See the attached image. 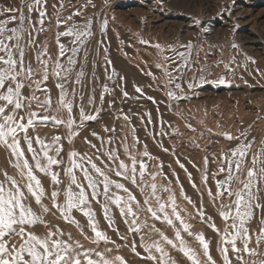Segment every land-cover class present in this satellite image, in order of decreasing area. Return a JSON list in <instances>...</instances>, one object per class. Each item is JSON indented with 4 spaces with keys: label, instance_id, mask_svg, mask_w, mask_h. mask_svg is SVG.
Instances as JSON below:
<instances>
[{
    "label": "snow or ice",
    "instance_id": "1",
    "mask_svg": "<svg viewBox=\"0 0 264 264\" xmlns=\"http://www.w3.org/2000/svg\"><path fill=\"white\" fill-rule=\"evenodd\" d=\"M160 2L164 4L166 0ZM109 5L110 0H100L99 5L96 0H19L18 5L0 4V151L6 154V166L0 167V264H127L119 255L109 258L106 253H111V248L104 251L85 248L70 232H65L48 219L49 216L59 217L65 223L75 225L81 235L97 247L101 242L115 245L116 242L100 228L93 205L100 206L108 227L119 235L112 216V206H115L124 217L125 224H129L131 218L128 231L138 232L139 228L132 227L137 219L133 204L139 205L140 201L124 182L113 179V175L130 181L141 193L150 188L151 196L158 203L156 209L147 207L152 217L170 226H175V220L184 232L192 235L189 231L191 225L178 211L171 189L163 187V191L169 193L168 202H160L156 174H151L153 182L147 184L144 180L147 166L143 160L138 161L135 155L129 154V165L120 159L117 149H105V144L112 143L111 137L105 141L97 132L91 131V136L100 141L99 147L86 136L84 142L94 151L90 154L72 150L65 158L64 141L71 144L87 122L98 121L106 95H112L117 88L123 97L129 95L122 83L117 82V78L121 82L125 78L113 68V62L107 55L108 47L103 45V41H96L97 47L92 48L96 20L100 19L101 34L107 32L109 25V18L103 13L98 17L97 12ZM88 9L95 11L88 14ZM53 23L56 28L55 56L49 45L39 39L42 33L53 27ZM195 23L200 25L201 20L196 18ZM202 31L207 33L209 29L204 27ZM141 43L147 44L148 41ZM155 47L162 56V62L156 68L162 69L168 77V84L174 86V90L166 92L169 100L189 99L188 92L194 95L199 84L208 83L207 60L201 65L199 52L194 54V50L201 48L200 44L189 40L179 45L185 51L169 45L167 50L172 55H166L159 44ZM232 47L238 48V45L234 43ZM101 49L105 54V80L111 81L113 87L100 83L96 72ZM246 59L256 64L254 57L247 56ZM232 63H235V57L224 67L231 70ZM193 70L198 75L187 79L188 72ZM255 71L264 77L259 68ZM147 75H152V72ZM178 80H185L188 92ZM215 82L225 84L227 81L221 77ZM134 87L137 93L143 94L141 87ZM149 99L157 103L152 97ZM114 103V99L108 101V107ZM146 116L147 122L152 123L151 114ZM124 119L129 120V116L125 114ZM41 126L57 129L63 126L66 133L50 138L41 136L37 131ZM188 127L192 126L189 124ZM250 130L251 125L247 130H239L237 135L222 133L230 147L222 150L219 156L204 157L201 183L211 203L218 209L224 227L219 228L213 217L206 214L203 203L196 207L185 196L188 203L196 207L201 222H210L209 226L217 234L215 251L219 258L214 257L211 241L202 233L195 239L202 248L203 259L186 245L181 229L175 231V239L155 229L163 244L154 242L145 246L143 258L146 261L151 264H178L166 250L165 246H171L191 264H264V251L261 250L264 248V138L257 144L256 137H250ZM104 131L114 132L115 128L105 127ZM146 149L145 145L143 156H149ZM216 160L220 162L218 168L210 171L209 163ZM177 163L185 169L179 159ZM61 172L68 178L66 185ZM188 176L192 187L199 191L191 173ZM43 178L50 180L47 187L42 182ZM210 181L214 182V189L209 186ZM120 192L125 195H120ZM225 197L228 198L227 203L223 202ZM143 204L149 205V200L145 199ZM74 212L86 218V227L93 235L87 234ZM120 239L124 240L126 236L121 235ZM132 250L141 255L136 252L135 242Z\"/></svg>",
    "mask_w": 264,
    "mask_h": 264
},
{
    "label": "rangeland",
    "instance_id": "2",
    "mask_svg": "<svg viewBox=\"0 0 264 264\" xmlns=\"http://www.w3.org/2000/svg\"><path fill=\"white\" fill-rule=\"evenodd\" d=\"M18 3L19 0H0V4L5 5ZM96 3L99 5L100 0H96ZM93 11L95 10L88 9V14ZM100 13L109 18L108 30L105 34L100 33L98 18L94 24L96 35L92 40V48L97 47L96 41H103V45L108 47L107 55L113 62V68L125 78L122 82L117 78V82L122 83L123 89L129 95L127 98L123 97L118 88L112 95H106L98 121L87 122L71 144L64 141L65 158L73 143L80 147L86 146L87 150L81 152L91 154L94 151L84 142L86 136L99 147L100 141L91 136V131H95L105 141L111 137L112 143L105 144V149H117L120 159H124L125 163L131 164L129 154L135 155L138 161L143 160L147 166L144 177L149 178L151 174H156L157 185V181L169 182L179 195H185L184 191L187 189L184 184L197 192L189 181L188 174L191 173L192 180L200 187L198 192L207 198L201 183L204 157L211 158L213 154L219 156L222 150L230 147V142L221 134L231 132L237 135L239 130H247L251 125L250 137H256L257 144L264 138V77L255 71L259 68L264 72V0H166L164 4L160 0H110L109 7L101 8L97 12L98 17ZM196 18L201 20L200 25L195 23ZM204 27L209 32L204 33ZM55 33L53 23V27L39 37L40 41L49 45L53 56L57 52ZM189 40L201 45L200 49L194 50V54L199 52L201 65L207 60L206 72L210 73L207 75L208 83L199 84L193 95L188 92L185 80H178L190 98L171 101L166 92L174 90V86L168 84V77L163 70L156 68L162 62V56L155 46L161 45L166 55H172L167 50L169 45L185 51L179 45L186 44ZM234 43L238 48L232 47ZM104 55L101 49L97 56L96 72L100 83H108L113 87L111 81L105 80ZM247 56L254 57L256 64L248 61ZM233 57L235 63L228 70L224 65ZM148 72H152V75H147ZM194 75H198L195 70L188 72L187 79ZM221 77L227 81L225 84L215 82ZM49 86L52 87L51 83ZM134 86L141 87L143 94L137 93ZM99 91L98 88L97 97ZM53 96L55 98V90ZM149 97L157 103H153ZM113 99L115 103L109 108L108 101ZM148 113L152 119L150 124L147 122ZM125 114L129 116L127 121L124 119ZM189 124L191 128L188 127ZM105 127L115 128V131L106 132ZM37 130L41 136L49 138L66 133L63 126L58 129L41 126ZM145 145L149 156L142 155ZM125 148L128 149L127 152ZM165 148L168 149L167 152L164 151ZM178 159L187 171L180 168ZM219 163V160L210 162L209 170L215 171ZM61 176L66 185L68 178L63 176V172ZM146 178L145 182L150 185L153 181ZM43 179L48 186L50 180ZM125 183L133 187L140 199H146L130 181ZM210 183L209 186L214 189V182ZM185 196H182L186 201L184 209L192 216L197 213L196 207L200 202L197 203L189 197L195 202L194 207ZM137 200L140 201L138 197ZM223 202L227 203L228 198L225 197ZM204 208L207 209V206ZM146 214V217L137 216L136 226L153 222L151 213ZM72 226L80 233L75 225ZM261 250L264 251L263 248Z\"/></svg>",
    "mask_w": 264,
    "mask_h": 264
},
{
    "label": "bare ground",
    "instance_id": "3",
    "mask_svg": "<svg viewBox=\"0 0 264 264\" xmlns=\"http://www.w3.org/2000/svg\"><path fill=\"white\" fill-rule=\"evenodd\" d=\"M72 150H76V151L81 152V151H85L87 149H86L85 145L80 147L76 143H73L72 145H70V151H72ZM5 156H6V154L3 151H0V167L6 166ZM189 166L191 167V165H189ZM178 174H180V173H178ZM180 177H182V176H180ZM144 178H146V177H144ZM149 178H151V177H149ZM149 178H146V179H149ZM113 179L119 180V178H115V177ZM177 179H179V178H177ZM42 182L45 184V186H47L45 179H42ZM120 182L125 183L127 181H123L120 179ZM157 182L159 183L157 185V188H158L157 195L161 198L160 202H168L167 198L169 196V193L164 192L163 187L164 186L169 187L171 189L172 194H174V196H175L178 211L181 212V215L184 218L185 222L188 223L189 225H191V228L189 229V231L192 232L191 236H189L186 232H184L182 230V226H180L179 223L176 222L175 220H174L175 226H170L166 222L156 220L155 218L153 219V222H151V223L145 222L144 224H141L138 226H136V225L132 226V227L139 228V231L135 232V233L130 232V231H128V228H129V224L131 222V218H129V224H125L124 223V217H122L120 215L119 209L116 208L115 206H112V216L115 220V227L119 229V235H118L116 232L113 231L112 228L108 227L107 221H105L103 218V211L101 210V208H99L97 205L94 204L93 207L96 210V219L99 221L100 228L106 232V234L110 237L111 240L116 242L115 245L110 244V243L105 244L104 242H101L100 245L97 247L96 244H93L89 239H85V237L83 235H81V233H78V231L75 229L74 226H72L68 223H65L59 217L52 218L51 216H49L48 219H51L53 221V223L58 224L65 232H70L72 234L73 238L76 240H79L80 243L83 244L85 248H96L98 251H104L105 248H111L112 252L106 253V255L109 258H112L116 255H119V256L123 257L125 261H127V264H151L150 261H146L143 258L146 255V253L144 252V247L147 245H150L154 242H160L163 244V241L161 240L159 232L155 231V229H159L160 232H163L170 239H175V231L177 229H181V234H182V236L186 242V245L188 247L192 248L201 257V259H203L202 248L199 245V242L195 239V236L202 233L205 235V238L207 240L211 241L210 247L212 249V254L214 255V257L219 258L218 252L215 251V246H216V243L218 241L217 234L213 232V230L209 226L208 222H201L200 217L197 215V213L196 214L194 213L192 216L188 215V213L186 212V210L184 209V206H183L184 204L186 205V201H184L182 196L186 195L187 197H190L195 202H197V203L200 202V203H203L204 206H207V209H205L206 208L205 207L204 211L206 212L207 215L212 216L216 225L222 229L224 227V222L219 218L218 209L213 206L210 198L209 197L205 198V196H203L201 198V192H198V191L195 192L194 190H192V188H190V186H188L186 184H184L185 188L187 189L186 191H184L185 195H182V194L179 195V193H177L175 191V189L173 188V185L170 184L169 182H159V181H157ZM65 184H67V183H65ZM210 185H211V183H210ZM126 187H128L133 192L134 195H137V193L132 189L133 187L130 184H126ZM136 189H138V188H136ZM119 194L125 195L123 192H120ZM143 194L145 195L146 199L149 200V205L143 204V201L145 199H140L141 197L139 194L137 195V197L140 200V204L139 205L133 204V209L135 211H137V216H139V217L140 216L141 217L147 216L146 213H148V211H147L148 206H151L153 209L158 208V203H157L156 199L151 196L150 188L145 189V192ZM143 194L141 193V196H143ZM226 199H227V197H226ZM193 209H194V207H193ZM168 211H169V214L171 216V209L169 208ZM74 216L80 221L81 226L85 228L87 234L89 236L93 235L90 232V230H88L86 227V225H87L86 218H83V216L79 212H74ZM172 218L174 219V217H172ZM195 221H198V223H195ZM121 235L126 236V239L121 240L120 239ZM141 237H143V240L141 239ZM133 242H135V245H136V252L141 253V255H140L141 257H139L135 252H133V250H132ZM165 247H166V250L173 257V259L177 260L178 264H191V262L188 261L187 258L184 257L183 254L178 251V249H172L171 246H165Z\"/></svg>",
    "mask_w": 264,
    "mask_h": 264
}]
</instances>
